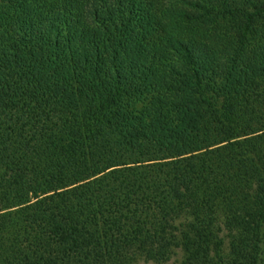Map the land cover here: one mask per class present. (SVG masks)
I'll return each instance as SVG.
<instances>
[{
	"label": "trees",
	"instance_id": "obj_1",
	"mask_svg": "<svg viewBox=\"0 0 264 264\" xmlns=\"http://www.w3.org/2000/svg\"><path fill=\"white\" fill-rule=\"evenodd\" d=\"M0 264H264V0H0Z\"/></svg>",
	"mask_w": 264,
	"mask_h": 264
}]
</instances>
